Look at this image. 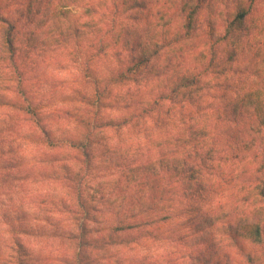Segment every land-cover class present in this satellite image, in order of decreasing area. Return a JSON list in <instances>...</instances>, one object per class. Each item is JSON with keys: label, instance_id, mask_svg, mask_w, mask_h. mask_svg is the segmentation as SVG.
<instances>
[{"label": "clouds", "instance_id": "obj_1", "mask_svg": "<svg viewBox=\"0 0 264 264\" xmlns=\"http://www.w3.org/2000/svg\"><path fill=\"white\" fill-rule=\"evenodd\" d=\"M0 264H264V0H0Z\"/></svg>", "mask_w": 264, "mask_h": 264}]
</instances>
